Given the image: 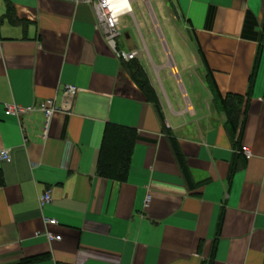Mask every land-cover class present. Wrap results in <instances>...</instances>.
Listing matches in <instances>:
<instances>
[{
    "label": "crops",
    "instance_id": "1",
    "mask_svg": "<svg viewBox=\"0 0 264 264\" xmlns=\"http://www.w3.org/2000/svg\"><path fill=\"white\" fill-rule=\"evenodd\" d=\"M161 2L187 57L176 46L175 59L160 32L164 55L139 58L164 125L91 7L0 0V147L13 149L11 163L0 160V264H264V0ZM212 81L243 97L234 126ZM65 85L78 89L71 112L57 111L46 131L40 111L4 113L59 105ZM102 150L128 162L122 180L96 171Z\"/></svg>",
    "mask_w": 264,
    "mask_h": 264
},
{
    "label": "built area",
    "instance_id": "2",
    "mask_svg": "<svg viewBox=\"0 0 264 264\" xmlns=\"http://www.w3.org/2000/svg\"><path fill=\"white\" fill-rule=\"evenodd\" d=\"M75 4L83 3L92 8L95 25L97 30L103 35V38L109 48L113 51L114 55L124 61H129L132 59H137L141 52L139 49H126L119 48L118 43H122L120 37L123 36L122 29L119 28L120 17L123 15H132V8H117L116 6L122 0H67ZM132 4V0H130ZM77 87L73 85H65L61 92L60 104L56 105L53 98L42 99L35 104H30L26 106H21L18 104L7 105L4 113L6 115L19 116L24 113H28L34 110L40 111L43 114L45 120V131L49 125L51 117L57 112H71V106L74 98L77 94ZM241 152L244 154L245 158L248 159L251 153L246 146L241 147ZM0 160L5 163H11L13 160V149L9 147H0ZM39 208L42 209L45 205L51 202V191L47 189L40 193L37 197ZM150 201V197L147 196L145 199V205ZM45 223L57 224L58 221L55 218L44 217ZM47 238L49 240H59V235H53L52 233H47Z\"/></svg>",
    "mask_w": 264,
    "mask_h": 264
},
{
    "label": "rangeland",
    "instance_id": "3",
    "mask_svg": "<svg viewBox=\"0 0 264 264\" xmlns=\"http://www.w3.org/2000/svg\"><path fill=\"white\" fill-rule=\"evenodd\" d=\"M149 1L151 3V6L153 7L157 20L159 22L160 31L158 30V28L155 27L156 23L154 24L155 22L154 14L150 7L149 2H147L146 4L144 0H132L133 14L123 15L120 17V21H119V28L122 29V31H126V32L128 31L130 39L128 41L126 40L123 43H118V47L127 49L128 48L127 45L129 43L131 42L135 43V45H137L138 48L141 49L140 57H138L136 60L139 61L140 58L142 61L150 65L151 63L150 58L152 59L155 58V52H154L155 49L162 52L163 55L165 53L164 46L162 44L159 35L163 33L170 49L175 53L174 54L175 59L176 58L178 59V53L176 55V50H175L176 46L184 50L183 56L186 57L185 46L180 43L179 40L180 36L176 34L178 32L174 30L172 22L167 21L165 19L167 12L163 6V3L162 2L159 3V1L161 0H149ZM170 13H171V20L176 21L174 17H172V14L173 15L175 14L172 11V9H170ZM182 25L180 26L182 27ZM147 29L151 31V35L148 33ZM140 32L141 35L144 37V42L146 44L145 47ZM121 39H124V36L120 37V40ZM173 81H175L174 78Z\"/></svg>",
    "mask_w": 264,
    "mask_h": 264
},
{
    "label": "trees",
    "instance_id": "4",
    "mask_svg": "<svg viewBox=\"0 0 264 264\" xmlns=\"http://www.w3.org/2000/svg\"><path fill=\"white\" fill-rule=\"evenodd\" d=\"M9 13L10 12L7 11V16L9 15ZM122 64L130 75V77L132 78V80L136 83L138 88L146 97V99L153 104L154 110L159 121L164 125L163 112L161 110L159 102L157 101L154 89L150 84L149 78L140 62L136 59H132L129 61H123ZM211 86L212 90L215 92V96L219 102L220 108L226 113L229 123L234 126V123L237 122L239 119L243 97L241 95L230 93L226 94L225 96H222L213 81L211 82ZM171 144L176 155L181 174L185 182L190 185L188 172L180 154L177 151L173 139H171ZM104 155L105 154L102 150L97 160L96 171L103 177L116 178L117 180H122L127 173L128 162H125L119 166V163L116 160L106 158L104 159Z\"/></svg>",
    "mask_w": 264,
    "mask_h": 264
},
{
    "label": "bare ground",
    "instance_id": "5",
    "mask_svg": "<svg viewBox=\"0 0 264 264\" xmlns=\"http://www.w3.org/2000/svg\"><path fill=\"white\" fill-rule=\"evenodd\" d=\"M117 8H132L130 0H122L117 6Z\"/></svg>",
    "mask_w": 264,
    "mask_h": 264
}]
</instances>
